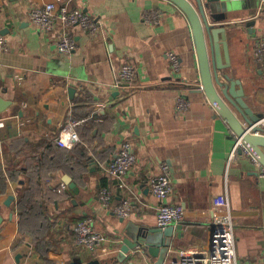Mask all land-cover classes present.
Returning a JSON list of instances; mask_svg holds the SVG:
<instances>
[{
    "label": "crops",
    "instance_id": "0c3cea01",
    "mask_svg": "<svg viewBox=\"0 0 264 264\" xmlns=\"http://www.w3.org/2000/svg\"><path fill=\"white\" fill-rule=\"evenodd\" d=\"M50 2L96 17L99 31L70 27L77 46L62 51L61 23L46 32L30 17L33 7ZM229 13L213 23L225 29L217 36L220 72L240 80L243 101L264 115V61L257 54L264 0H245ZM0 29L7 43L0 50V264H172L209 249L223 214L213 202L220 194L236 215L238 264H264V165L242 148L232 154L235 132L202 88L193 29L175 3L0 0ZM124 63L135 68V82L117 83ZM71 120L80 121L79 141L68 148L56 138L68 136ZM126 140L136 161L115 178L108 165ZM162 164L174 187L164 202L185 208L184 219L167 228L158 227L163 201L151 187ZM125 200L131 210L122 216L117 207ZM86 220L106 237L95 251L77 241L76 226ZM140 235L151 239L138 247L145 253L131 250L122 261L124 239Z\"/></svg>",
    "mask_w": 264,
    "mask_h": 264
},
{
    "label": "built area",
    "instance_id": "2783aa9c",
    "mask_svg": "<svg viewBox=\"0 0 264 264\" xmlns=\"http://www.w3.org/2000/svg\"><path fill=\"white\" fill-rule=\"evenodd\" d=\"M61 1V0H58ZM32 22H34L40 29L46 32L52 31L56 26L58 20L64 27V33L59 37L57 45L62 51L69 53L77 46V41L68 32L72 26H80L88 34L93 35L99 31V21L96 17L86 13L80 8H71L69 5L63 3L60 6L56 2H50L46 5L35 6L30 12ZM7 49L6 37L0 29V50ZM257 54L264 61V41L259 43ZM172 61V67L175 71L180 69V61L174 52L168 55ZM136 78L135 68L129 64L124 63L118 73L117 83H133ZM188 103L184 99H179L178 107L180 110L187 108ZM80 121L71 120L64 128L67 137L62 135L56 138V141L68 148H72L78 141L79 135L76 130V125ZM264 128V116L256 123H254L249 130L253 128ZM259 133V131H256ZM236 143L233 147L232 154L237 149L242 148L245 152L251 154V151L243 144L241 137L235 133ZM136 161V154L133 144L130 140H126L121 145L119 151L108 165L109 175L115 178H121L127 174ZM151 187L153 193L163 202L158 206L157 224L160 228H166L172 223H178L185 217V208L178 203H167L164 200L173 192L172 178L169 172V165L162 164L161 172L152 178ZM107 199V194L103 196ZM214 207L221 209L223 214L218 216L215 220L214 231L211 236L210 246L204 252H192L183 254L179 259L172 262V264H238L236 254V238H235V218L233 208L227 194H220L214 198ZM131 203L125 200L119 207L117 212L122 216L130 214ZM77 241L89 248L92 251L97 249L100 242L105 241V235L96 231L91 223L86 220L79 222L76 226Z\"/></svg>",
    "mask_w": 264,
    "mask_h": 264
},
{
    "label": "water",
    "instance_id": "95a60500",
    "mask_svg": "<svg viewBox=\"0 0 264 264\" xmlns=\"http://www.w3.org/2000/svg\"><path fill=\"white\" fill-rule=\"evenodd\" d=\"M170 1L186 14L192 26L200 64L202 88L219 113L227 119L237 136L241 137L243 144L264 165V128L256 127L252 131L249 130L264 115L254 114L243 101V91L241 87L237 89V85H241L240 80L232 79L227 74L220 72L222 66L217 36L219 32L224 33L225 29L224 27L214 28L213 25L220 17L225 19L232 10L242 8L245 0ZM0 111L2 110L0 109ZM67 181H71L70 178ZM70 184L72 187L75 186L74 182H70ZM13 198L12 195L8 200ZM149 243H151V239L145 235H140L134 242L124 239L119 257L122 261L127 259L131 250H135V254L145 253L144 248L139 251L138 247L149 245ZM19 259L20 257L17 256V263ZM90 264H99V261H93Z\"/></svg>",
    "mask_w": 264,
    "mask_h": 264
},
{
    "label": "trees",
    "instance_id": "16d2710c",
    "mask_svg": "<svg viewBox=\"0 0 264 264\" xmlns=\"http://www.w3.org/2000/svg\"><path fill=\"white\" fill-rule=\"evenodd\" d=\"M24 202H25V200H24V197H23V198H21V200L19 201V206H20V209H21V210L24 208Z\"/></svg>",
    "mask_w": 264,
    "mask_h": 264
}]
</instances>
